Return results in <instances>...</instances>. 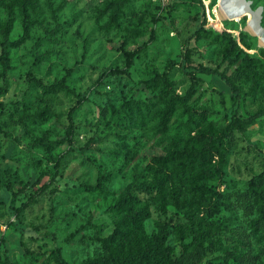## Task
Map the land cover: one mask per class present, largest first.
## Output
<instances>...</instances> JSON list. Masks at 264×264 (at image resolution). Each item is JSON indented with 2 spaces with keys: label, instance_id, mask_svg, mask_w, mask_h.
<instances>
[{
  "label": "rangeland",
  "instance_id": "rangeland-1",
  "mask_svg": "<svg viewBox=\"0 0 264 264\" xmlns=\"http://www.w3.org/2000/svg\"><path fill=\"white\" fill-rule=\"evenodd\" d=\"M249 1L259 19L241 0L162 11L152 0H0V44L28 18L5 75L0 60V264H57L56 248L79 264L162 228L189 264H264V178L248 187L264 170V115L221 135L233 97L217 75L198 73L181 100L186 66L205 65L239 86L243 115L264 107V0ZM222 30L243 34L248 66L223 58ZM69 68L80 100L42 85ZM164 71L169 88L146 84ZM129 185L134 220L116 206Z\"/></svg>",
  "mask_w": 264,
  "mask_h": 264
},
{
  "label": "trees",
  "instance_id": "trees-1",
  "mask_svg": "<svg viewBox=\"0 0 264 264\" xmlns=\"http://www.w3.org/2000/svg\"><path fill=\"white\" fill-rule=\"evenodd\" d=\"M153 1V0H152ZM155 7L159 11H162L168 7H160L155 1H153ZM112 18L115 17V9H112ZM233 16V15H232ZM27 22L28 18L26 15H23L22 17V25H23V31L21 35L16 38V39H9L7 38L5 32H3V39L0 44V60L2 63V74L5 75L6 71L10 67L9 65V57H8V46L11 45H16L20 43L26 36H27ZM204 20L201 21V26L203 27ZM218 36L220 39L224 42V48L222 50V56L223 58L231 63V64H238L241 61H244V64L248 66L250 61L254 60L256 58L255 54L248 53L245 51L243 48H250L245 40L243 39V34L239 35L238 42L241 44L238 45V42L236 41V37L229 31L227 30H222L217 32ZM262 41L263 38L261 39ZM127 59L129 60L128 64H131V58H132V53H127ZM70 68L66 71L65 75L59 79L56 80L50 84H44L42 85L46 89H53V88H62L69 90L72 92L78 100L84 98V94L81 92L75 91L74 89L70 88L67 83H66V77L70 73ZM185 71L191 75L192 82L189 86V88L186 91V96L181 98L183 105L186 107L187 102L186 98L190 96L196 89L197 85V74L202 73V74H207V75H217L223 81L231 88L232 91V115H231V120L226 124V126L223 128V131L221 132V135H225L226 133L229 132V130L232 128L234 124L240 129H244V127L248 124H251L255 122L259 117L264 115V107L247 113L243 115L240 110V101L242 99V93L237 84H235L233 81H231L222 71H218V69L210 67V66H205V65H199V66H186ZM166 71L162 73H155L151 78L146 80V84L148 86H153L156 85L158 82L163 83V88L167 89L169 88V82L166 77ZM41 82V80H38ZM2 103L0 101V109L2 108ZM204 150L201 149V153H197V155L202 156V151ZM196 154V153H192ZM193 155V156H194ZM264 178V170L253 175L248 182V187L251 190H255L259 183L262 181ZM150 186H152L151 183H141L138 185L139 188L142 190L148 189ZM131 185L127 186L125 188V192L123 193L122 197L119 198V200L116 203V206L120 207L119 210H123L129 213H126L127 218L129 220H134V217L136 216V213L130 212L131 206H132V197L129 194V188ZM258 197L261 199V205H260V210L262 212V220L264 221V188L260 189L258 192ZM109 238L111 241L116 240V234L111 233L109 235ZM53 254L55 257V261L57 264H69L60 254V251L56 248L53 250ZM147 262H151L152 264H189L188 261V255L185 254H179L175 255L173 252H171L168 248V245L165 244L164 242V229L162 228L160 231L159 235H154L150 241H143L142 244H139L136 242L135 246L133 248L130 247V244L125 246V241L124 239H121L115 249H112L110 251H107L106 253L102 254L98 258H89L85 259L79 264H146ZM196 264V263H193Z\"/></svg>",
  "mask_w": 264,
  "mask_h": 264
},
{
  "label": "water",
  "instance_id": "water-1",
  "mask_svg": "<svg viewBox=\"0 0 264 264\" xmlns=\"http://www.w3.org/2000/svg\"><path fill=\"white\" fill-rule=\"evenodd\" d=\"M243 5H245L246 8H249L251 9L252 11L256 12L257 13V16H258V19L260 18V13H261V9L259 7L255 8V9H252L250 7V1L249 0H241Z\"/></svg>",
  "mask_w": 264,
  "mask_h": 264
},
{
  "label": "built area",
  "instance_id": "built-area-1",
  "mask_svg": "<svg viewBox=\"0 0 264 264\" xmlns=\"http://www.w3.org/2000/svg\"><path fill=\"white\" fill-rule=\"evenodd\" d=\"M155 1L160 7L167 6L171 0H153Z\"/></svg>",
  "mask_w": 264,
  "mask_h": 264
}]
</instances>
